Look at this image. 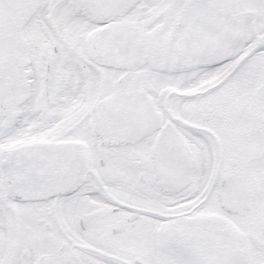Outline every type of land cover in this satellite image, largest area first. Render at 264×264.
Instances as JSON below:
<instances>
[{"label":"snow or ice","instance_id":"obj_1","mask_svg":"<svg viewBox=\"0 0 264 264\" xmlns=\"http://www.w3.org/2000/svg\"><path fill=\"white\" fill-rule=\"evenodd\" d=\"M0 264H264V0H0Z\"/></svg>","mask_w":264,"mask_h":264}]
</instances>
